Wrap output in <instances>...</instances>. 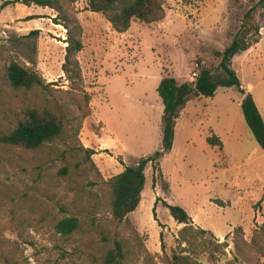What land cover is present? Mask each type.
Masks as SVG:
<instances>
[{
    "label": "rangeland",
    "instance_id": "rangeland-1",
    "mask_svg": "<svg viewBox=\"0 0 264 264\" xmlns=\"http://www.w3.org/2000/svg\"><path fill=\"white\" fill-rule=\"evenodd\" d=\"M6 1L14 0H0V7ZM159 1L161 21H134L118 33L102 13L90 12L89 0H61L67 24L83 43L80 85L91 98L84 119L72 105L74 91L63 72L68 31L56 24L58 14L22 4L0 12V264H103L115 243L123 247V264H170L182 252L194 264L258 262L259 254L246 245L264 225V151L245 121V95L236 87L187 103L172 152L146 168L138 209L122 222L112 215L108 182L161 148V80L175 73L195 83L191 74H200V62L221 79L217 54L241 32L254 7L259 43L236 56L232 69L245 88L253 86L249 93L264 119L261 0ZM13 62L39 72L49 90H14L7 79ZM55 104L78 117L62 140L33 152L1 142L25 110ZM213 136L222 148L206 147L204 138ZM164 201L185 209L195 230L214 237L195 235L191 246L180 244L186 225L173 219ZM70 217L79 219V229L59 235L57 224Z\"/></svg>",
    "mask_w": 264,
    "mask_h": 264
},
{
    "label": "trees",
    "instance_id": "trees-1",
    "mask_svg": "<svg viewBox=\"0 0 264 264\" xmlns=\"http://www.w3.org/2000/svg\"><path fill=\"white\" fill-rule=\"evenodd\" d=\"M14 4L49 8L58 14L57 18L60 17V22L57 20L56 24L65 26L68 31V46L66 48L63 72L74 91V93H71L72 105L80 112L81 119L86 118L91 98L81 89L82 71L77 59V55L83 50V43L76 34L77 28L67 24L68 18L64 16L61 0L6 1L1 5L0 12ZM263 4L264 0H261V5ZM89 10L92 13H102L118 33H125L130 30L134 21L153 24L164 18L163 7L159 0H133L127 5H124L122 0H89ZM255 11L254 7L248 12L244 28L222 53L217 54L221 59L220 68L224 73L221 79L216 80L212 70L200 62V74L195 83L180 84L171 76L161 80L158 87V94L164 104L161 148L152 156L143 158L135 165L126 167L121 174L108 182L112 197V215L116 221H124L140 206L142 194L147 184L146 168L149 164L155 167L156 163H160L167 154L172 152L176 122L188 102L199 97L214 98L220 87H236L243 95H246L241 79L238 77L237 72L232 69V60L259 43L262 27L255 22ZM7 79L10 86L16 91H47L51 86V84L46 83L36 70L24 68L15 62L11 63L7 69ZM78 91H80V96L76 95ZM241 108L248 127L260 148L264 151V119L258 106L252 98L242 103ZM76 120H78V117L74 113L65 110L59 104H55L54 109L47 107L41 109L29 108L25 110L24 119L19 121L17 128L3 136L1 142L11 147H19L25 151H37L46 144L62 140L67 136L71 129V124ZM207 141L210 146L222 148V142L216 136L209 138ZM90 154L94 155L95 152L92 151ZM163 206L178 224L186 225L180 233V244L188 243L191 246L193 240L196 242L195 235L213 236L212 232L207 230H195L192 217L182 207L169 205L166 201L163 202ZM154 216L156 217L155 209ZM79 225L78 218H65L57 224L56 231L59 235L71 236L79 229ZM246 246L249 250L259 254V259L264 257V225L254 232L251 244ZM237 249L239 255L250 262L245 248L238 246ZM259 259L257 260L258 262ZM124 260L122 245L115 243L114 248L106 254L103 264H123ZM258 262L255 264H258ZM170 264L194 263L189 256L184 255L182 252L174 254Z\"/></svg>",
    "mask_w": 264,
    "mask_h": 264
},
{
    "label": "crops",
    "instance_id": "crops-1",
    "mask_svg": "<svg viewBox=\"0 0 264 264\" xmlns=\"http://www.w3.org/2000/svg\"><path fill=\"white\" fill-rule=\"evenodd\" d=\"M252 48H253V47H252ZM252 48H251V49H252ZM251 49H250V50H251ZM250 50H249V51H250ZM249 51H247V52H249ZM245 53H246V52H245ZM172 77L175 78L180 84L187 83V82H182L178 77L175 76V73L172 75ZM191 80H192V78H191ZM242 84H243V82H242ZM252 88H253L252 85H248L247 88H245V87L243 86V89L246 90L247 93H249V91H251ZM199 98H200V97H199ZM199 98H196V99H199ZM243 99H244V98H243ZM194 100H195V99H194ZM242 103H243V102H241V105H242ZM209 138H211V137H205V138H204V141H205V143H206V144H205L206 147L210 146V145L208 144V141H207ZM217 147H218V146H217ZM146 185H147V184H146Z\"/></svg>",
    "mask_w": 264,
    "mask_h": 264
},
{
    "label": "water",
    "instance_id": "water-1",
    "mask_svg": "<svg viewBox=\"0 0 264 264\" xmlns=\"http://www.w3.org/2000/svg\"><path fill=\"white\" fill-rule=\"evenodd\" d=\"M251 99H252V95H251V93H247V94L245 95L244 99H243V103H245V102H247V101H249V100H251Z\"/></svg>",
    "mask_w": 264,
    "mask_h": 264
},
{
    "label": "built area",
    "instance_id": "built-area-1",
    "mask_svg": "<svg viewBox=\"0 0 264 264\" xmlns=\"http://www.w3.org/2000/svg\"><path fill=\"white\" fill-rule=\"evenodd\" d=\"M198 77H199V74H198L197 72H193V73L191 74V78H192L193 81H195ZM195 82H196V81H195Z\"/></svg>",
    "mask_w": 264,
    "mask_h": 264
}]
</instances>
